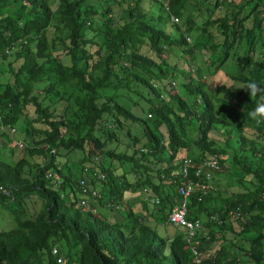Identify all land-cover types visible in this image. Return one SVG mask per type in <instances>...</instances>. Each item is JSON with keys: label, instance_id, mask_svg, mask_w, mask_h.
Listing matches in <instances>:
<instances>
[{"label": "trees", "instance_id": "1", "mask_svg": "<svg viewBox=\"0 0 264 264\" xmlns=\"http://www.w3.org/2000/svg\"><path fill=\"white\" fill-rule=\"evenodd\" d=\"M150 1L0 0V136L27 140L0 146V264H264V124L235 90H264V0ZM197 180L190 243L166 216Z\"/></svg>", "mask_w": 264, "mask_h": 264}, {"label": "built area", "instance_id": "2", "mask_svg": "<svg viewBox=\"0 0 264 264\" xmlns=\"http://www.w3.org/2000/svg\"><path fill=\"white\" fill-rule=\"evenodd\" d=\"M12 131V129H10ZM20 147L21 145L18 144ZM183 165L181 166V173L182 176H185L187 172V165L189 163L188 159H185L182 161ZM209 168L217 169L216 161H210L206 163ZM199 173V170H196L195 174L197 175ZM49 176V175H48ZM208 176V175H207ZM98 179H103L102 174H97ZM79 188L81 191V197L78 200V205L84 209L87 206L88 198H94L97 196V191L92 189H89L87 185L86 180H80L79 181ZM195 190H199L201 193H205L206 191V185L203 183H200L199 180L197 181H187L183 186H180L178 188L179 192V200L176 204H174L167 216H166V222L172 226H174L177 230L184 232V238L186 242H190L193 240V237L195 236L196 232L201 228V221L199 219L194 220H188L186 218V211H187V205H188V197L193 193ZM200 198L198 197V200ZM211 219H214V216H210ZM196 243V242H195ZM191 248L192 252H195L194 247ZM52 254H56V249H51ZM56 261H61L60 258H57Z\"/></svg>", "mask_w": 264, "mask_h": 264}, {"label": "rangeland", "instance_id": "3", "mask_svg": "<svg viewBox=\"0 0 264 264\" xmlns=\"http://www.w3.org/2000/svg\"><path fill=\"white\" fill-rule=\"evenodd\" d=\"M149 3H150V9H149V12L150 11H154V10H157L156 9V2H152L149 0ZM148 3V4H149ZM148 12V11H147ZM242 45V44H241ZM208 52L207 51H202L201 55H197V59L198 60H204L205 57L208 56ZM176 58H179V55L177 56L176 55ZM199 63V61L197 62ZM232 64V62L230 61V59H228L224 66H230ZM237 64V62H236ZM189 68V63H187L185 61V63L183 64L182 66V69L183 70H188ZM224 70V69H223ZM225 73L223 72H220L216 77H215V82L216 83H221V82H225L226 81V76H224ZM123 93H126V92H123ZM122 94V93H121ZM128 94L127 96H131L132 97V94L131 93H126ZM123 96V97H122ZM126 95H121L120 98H118L119 102L124 104V105H127L128 102L125 98H127ZM125 97V98H124ZM10 138V140H9ZM16 137H13V135L11 134H5L4 136H0V146H2V149H1V152H2V157L9 161V162H14L18 157L20 156H24V153L22 155V149L24 148V145L26 146V142L27 140H23L21 142H23L22 146H18L17 144L19 143L18 141L15 140ZM11 149V151H10ZM79 156H80V153H79ZM77 157H74L72 159H75ZM230 172H228V175H231L233 176V173L232 172L233 170L230 169L229 170ZM227 174V173H225ZM97 179V178H96ZM232 180V178H231ZM94 183L97 185L96 188H101L100 187V183L101 181L99 180H95ZM219 185V188L222 190L220 184L218 183ZM103 186V185H102ZM23 208H24V211H25V214H24V217H29L30 215H32L36 209L38 208V201L36 200V197H30L28 199H25L24 203L21 205ZM92 210H94L92 208ZM106 212L108 211L105 210ZM15 226V221L14 219L10 216V214L8 213V211H6L5 209H3L1 206H0V230H8V229H11ZM237 244H240L241 246L243 247H247L248 246V241L243 238V239H239Z\"/></svg>", "mask_w": 264, "mask_h": 264}, {"label": "clouds", "instance_id": "4", "mask_svg": "<svg viewBox=\"0 0 264 264\" xmlns=\"http://www.w3.org/2000/svg\"><path fill=\"white\" fill-rule=\"evenodd\" d=\"M232 88V85H229ZM235 90H245L249 97H258L259 102L257 106L248 113L249 118L256 122V124H264V90H262L258 84L255 82H248L241 89Z\"/></svg>", "mask_w": 264, "mask_h": 264}, {"label": "crops", "instance_id": "5", "mask_svg": "<svg viewBox=\"0 0 264 264\" xmlns=\"http://www.w3.org/2000/svg\"><path fill=\"white\" fill-rule=\"evenodd\" d=\"M125 194V193H124ZM126 195H128V197H131L132 198V196H131V194H125V197L127 198V196ZM91 206H92V208L94 209V211L96 210V207H97V204L94 202V203H92L91 204Z\"/></svg>", "mask_w": 264, "mask_h": 264}]
</instances>
